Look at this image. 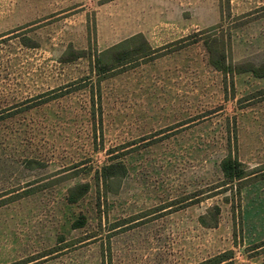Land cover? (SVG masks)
<instances>
[{"label":"rangeland","instance_id":"rangeland-1","mask_svg":"<svg viewBox=\"0 0 264 264\" xmlns=\"http://www.w3.org/2000/svg\"><path fill=\"white\" fill-rule=\"evenodd\" d=\"M224 252L264 264V0H0V264Z\"/></svg>","mask_w":264,"mask_h":264},{"label":"trees","instance_id":"trees-1","mask_svg":"<svg viewBox=\"0 0 264 264\" xmlns=\"http://www.w3.org/2000/svg\"><path fill=\"white\" fill-rule=\"evenodd\" d=\"M135 37H140L142 38V41L144 42V46H140V47H135L133 49V52H128L126 55H124L122 57L123 59V65H127L131 62H138L140 59L143 60H154L162 55L168 54L170 52L173 51H177L180 50L182 48H184L187 45H191L194 43H197L199 41H202L204 39L202 38H198L197 35L191 34L187 37H184L182 39H180L177 42L171 43V44H167L165 46L159 47V48H152V46L149 44V42L145 39V37L143 36V34H138ZM135 37L133 39H135ZM223 49L225 50V48H223L220 51H218L217 49V58L215 56L211 57V63L213 64L214 67H216L217 69L223 71L226 75L228 74V72H232V69L228 67L227 65V60L225 57V51H223ZM134 60V61H133ZM222 171L224 173L225 176V183L224 185H232L234 186V184H238L237 188L238 191L240 192L242 189V184L245 180L249 179L250 174L248 173V170L244 167V164L236 157L233 155H229L228 157L224 158L222 160ZM81 188L82 189V193L84 194L85 192H87L88 190V185H79L76 188ZM72 191V190H71ZM75 196L70 197V201L71 202H75L76 199H74ZM217 215V212H216ZM217 218V217H216ZM215 218V220H216ZM204 219H206V216H201V221ZM217 222V221H216ZM206 223V221H205ZM231 252V251H230ZM229 252H224V253H220L214 257H211L209 259H206L198 264H228V260L232 259L233 256H229Z\"/></svg>","mask_w":264,"mask_h":264}]
</instances>
